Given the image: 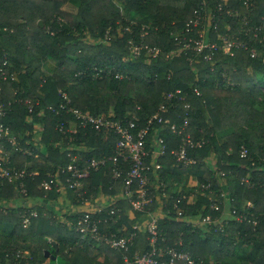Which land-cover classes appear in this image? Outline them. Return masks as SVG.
<instances>
[{"label":"trees","instance_id":"trees-1","mask_svg":"<svg viewBox=\"0 0 264 264\" xmlns=\"http://www.w3.org/2000/svg\"><path fill=\"white\" fill-rule=\"evenodd\" d=\"M69 1L0 0V71L8 74L6 80L0 78L4 107L0 123L15 141L0 139V159L14 173L24 171L16 182H0V207L23 195L38 203L56 197L55 187L46 194L40 182L68 165V151H80L84 159L114 153L116 134L91 125L69 132L77 120L61 104L96 117L137 114L139 126H146L165 94L180 89L184 100L167 103L163 117L180 126L188 114L187 132L205 142L193 150L196 164L179 167L166 155L160 158V170L151 166L147 188L158 196L145 211L132 210L129 198L120 194L127 166L113 179L108 161L83 179L86 197L117 196L113 206L92 216L109 218L100 226L106 234L137 231L128 249L92 247L75 229L79 214L67 213L61 220L35 203L37 214L27 227L22 222L25 207L0 211V264H54L52 255L61 257L57 264H126L125 257L132 262L137 252L151 247L147 228L133 226L156 211L162 215L155 242L162 258L167 248H175L188 252L193 264H264V0H76L74 10L65 7ZM198 13L216 17L205 29L208 39L221 44L218 33L232 35L246 47H234L232 54L217 50L211 60L192 49L178 53L188 37H199L201 26L185 31V23ZM149 50L158 52L153 55ZM47 60L56 64L44 74ZM158 131L168 150L181 144L169 124L161 129L155 120L147 148ZM241 145L248 148L247 157L240 156ZM145 161L149 164L150 157ZM217 170L226 172L222 185ZM189 176L211 180L215 189L226 190L230 204L246 218L240 222L230 218L222 229L219 224L207 229L187 223L188 217H220L222 209H212L210 199L195 192L193 203L183 199L178 204L184 209L178 216L176 198L194 191L187 187ZM242 177L254 185L242 183ZM67 178L63 176L64 184ZM113 207L115 212L110 213ZM18 250L30 256L23 257Z\"/></svg>","mask_w":264,"mask_h":264},{"label":"built area","instance_id":"built-area-1","mask_svg":"<svg viewBox=\"0 0 264 264\" xmlns=\"http://www.w3.org/2000/svg\"><path fill=\"white\" fill-rule=\"evenodd\" d=\"M204 3L205 1L203 4ZM213 15L210 16L205 13H198L185 23V31L187 32L192 31L194 28L199 26H201L202 29L199 31V37H188L182 46L177 50L178 53L183 51L186 53V50L192 49L196 51L197 54H203L205 60H211L213 54L217 50H222L224 53L232 54V49L234 47H246V44L243 41L237 39V37H233L232 35H218L222 42L221 44L208 39L205 34V29L211 24L212 18L213 20L216 19L215 15ZM203 22H206L205 26ZM215 25L216 23L213 24V28ZM105 39H109V36L107 35ZM134 51L136 54H139V46H135ZM149 51H151L153 55H156L158 52V50ZM256 54L255 49H252L251 56L255 57ZM5 63L6 62H4V64ZM0 78L6 80L8 78V74L1 70ZM11 79H14V77L11 76ZM60 93L63 100H66V103H69L70 99L67 97V94L64 91H60ZM197 94H199V91H197ZM184 96L185 95H182V91L180 89L167 92L164 96L165 101L159 104L156 111L147 119L146 126H139V116L137 114H134L132 117H115L113 114H109L107 117H96L91 114L84 113L80 109L72 108L66 104H61L60 107L66 108V110L72 113L77 120V124H73V126L68 129L69 132L76 133L78 131V127L91 125L99 130L108 131L110 133L113 132L116 134L117 140L115 142L114 153L112 155H102L100 157L91 156L84 159V156L80 151H77L76 153L68 151L67 156L70 157L68 165L60 167L52 174H48V177L44 178L40 182V186L47 192L53 190L54 187L58 190L60 188L63 190L66 188L78 190L80 197L87 200L88 197L85 196L83 190V179L90 176L92 170H96L110 161L112 163L111 176L113 179H118L121 176L122 171L127 166L120 194L129 198L132 210H147V206L150 205L153 198L158 196L151 193L147 188V184L149 183L148 173L151 166L153 167V170H160L162 167L160 158L166 155H171L179 167L196 164L197 159L193 155V150L200 148L205 142L203 139H194L191 134L187 132L189 123L188 114L184 116L183 123L180 126H177L176 124L170 125L168 118L163 117L162 113L167 110L166 104L173 103V100L176 98L184 100ZM186 107L189 108L190 104L186 103ZM3 114L4 107L0 105V116H3ZM155 120L161 129L166 128L169 124L171 130L180 135L181 144L177 148H171L168 150L166 141L161 134H159V131L154 133L150 148L146 147V137ZM4 137H9V130L4 126V124L0 123V139ZM9 138L12 143L15 142L12 137ZM239 154L241 157H247L249 154L248 148L241 145ZM148 156L150 157L149 164L145 161V158ZM81 161H83L82 165L79 164ZM23 173V170L14 173L10 168L5 167L3 160L0 159V182L5 179L12 183L16 182L23 176ZM63 176L68 177L66 179L67 184L63 183ZM216 176L219 177L221 185L224 184L223 180L226 176V172L223 170H217ZM240 181L242 183H247L248 186L254 185V182L250 181L247 177H242ZM19 182L21 183V187H23L22 182ZM135 182L137 183V188L133 189V184ZM187 187L194 188V191L183 193L176 198L174 205L177 209L178 216L184 211V209L178 204L183 199H185L187 203H193L196 196L195 192H200L201 194L206 195L211 201L210 207L212 209L220 210L222 208L220 217L213 218L210 214L205 216L200 215L197 217H188L186 219L187 223L203 226L205 228H210V226L219 224V228L222 229L227 225L230 218L239 222L246 218V214L244 212L238 211L230 204V200H232V198L229 197L227 191L223 188H220L219 190L215 189L211 180L195 181L192 176H189L187 180ZM116 199L117 196H107L101 194V197L97 202L106 200L107 203L104 205H100L97 202L93 203L91 206L92 208H90V210L83 211L75 221L74 226L75 229L81 233V239L92 242V247L95 245L100 246L101 244H106L114 249L126 250L136 235L137 231L135 230L129 232L128 234H121L119 236L113 232L106 234L100 230V226L103 222L106 223L109 218L107 219L104 217L103 219L101 216H92L93 214H102L104 208L106 206H113ZM246 205L250 206V202L247 201ZM114 212L115 209L113 207L110 213ZM26 214L27 215H24L23 219L25 226L29 223L30 217L35 216L36 213L30 212ZM149 215L150 219L145 220L141 224H135L133 228L136 230L145 227L147 228V230L151 233V247L143 253L137 252L134 255L132 262L125 257L126 264H179V262H182L183 264H193L194 260L188 252L177 250L175 248H167L164 251L166 257H161L159 248H157L155 242L157 237V222L162 215L160 211L151 212Z\"/></svg>","mask_w":264,"mask_h":264},{"label":"rangeland","instance_id":"rangeland-1","mask_svg":"<svg viewBox=\"0 0 264 264\" xmlns=\"http://www.w3.org/2000/svg\"><path fill=\"white\" fill-rule=\"evenodd\" d=\"M65 7L67 9L74 10L76 8V0H70L69 3L66 4ZM217 23H218V20H217L215 26H217ZM215 26L213 29H216ZM218 35H224V34L218 33ZM55 64L56 63L54 61H51V60L45 61V64L43 67L44 68L43 69L44 74L51 73V71L55 67ZM19 184L21 186V183H19ZM83 188H84V181H83ZM54 191L58 194L56 197H50L46 200H43L42 203H37V205L43 204L48 211L54 212V213H52L53 216H56L57 218H60L61 220L66 219L65 214H67V213L68 214H76L77 213L80 215L83 211L90 210V208H92L91 206L93 205V203L98 201L101 197V194H98V196L95 198L90 196L89 198H87V200H85V198L82 199L80 197V195L78 194V192H79L78 190H74L73 192L68 193L66 191V189L63 190L60 188L59 190L54 189ZM19 192H20V194L23 195V193L25 192L24 188L21 187V191H19ZM48 192L46 194H48ZM67 193H68V195H67ZM31 201L32 200H30V198H27L24 195L20 199V203H21L20 206L28 209V211H24L22 214V222L24 219V215H27L26 213L33 212V213L37 214L35 208H33L34 205L31 203ZM15 203L16 202H14L13 200H11L9 202L4 201L2 203V207H0V211L5 212L6 208H13V207L17 208V205H15ZM29 224H30V221L26 226L23 223V226L27 227ZM207 229H209V228H207ZM18 252L21 253L23 257H25V256L29 257L30 256L29 252L26 250H18ZM57 260H58V262H61V257L57 256ZM232 260H235V259H232ZM52 261H55V260H52ZM45 263H47V261H45ZM34 264H36V262H34ZM54 264H57V263H54Z\"/></svg>","mask_w":264,"mask_h":264},{"label":"crops","instance_id":"crops-1","mask_svg":"<svg viewBox=\"0 0 264 264\" xmlns=\"http://www.w3.org/2000/svg\"><path fill=\"white\" fill-rule=\"evenodd\" d=\"M30 200H32V199H30ZM31 203H32L33 205H35V203H38V201H36V200H32ZM15 205H17V206H18V205H21L20 200L16 201ZM52 260H55L54 263H58L57 258H56V259H55V258H52Z\"/></svg>","mask_w":264,"mask_h":264},{"label":"water","instance_id":"water-1","mask_svg":"<svg viewBox=\"0 0 264 264\" xmlns=\"http://www.w3.org/2000/svg\"><path fill=\"white\" fill-rule=\"evenodd\" d=\"M39 24H43L42 21H39ZM52 245L53 247L55 248V252L57 253L58 252V246H57V243L55 241H52ZM52 258H55L54 255L51 256Z\"/></svg>","mask_w":264,"mask_h":264}]
</instances>
